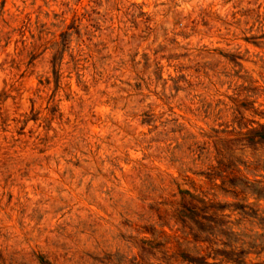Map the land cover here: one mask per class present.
I'll list each match as a JSON object with an SVG mask.
<instances>
[{"label": "rangeland", "instance_id": "obj_1", "mask_svg": "<svg viewBox=\"0 0 264 264\" xmlns=\"http://www.w3.org/2000/svg\"><path fill=\"white\" fill-rule=\"evenodd\" d=\"M259 123L264 0H0V264L263 263Z\"/></svg>", "mask_w": 264, "mask_h": 264}, {"label": "trees", "instance_id": "obj_2", "mask_svg": "<svg viewBox=\"0 0 264 264\" xmlns=\"http://www.w3.org/2000/svg\"><path fill=\"white\" fill-rule=\"evenodd\" d=\"M246 139L248 140V142L252 143V144H260L263 145L264 144V123H259L257 126L251 128L247 134H246ZM217 150L219 153L221 152V149L219 147H217ZM214 168H218L217 170H215V172L221 176L222 178V183L223 184H227L230 186H233L234 190H236V194L239 193H244L246 194L245 197L248 199L250 195H254L255 198L259 201L264 199V179L262 178H249L246 175H242L239 172V169H237V166L233 164L232 161L229 162H225L222 160H218V164L214 166ZM240 188V189H237ZM258 205V207H254L255 205ZM210 205V204H208ZM207 205V206H208ZM260 205L261 203H253V202H245L243 204H241V206H239L240 208H242L246 213L248 214H255L254 216H258V213L260 211ZM250 208V212L246 209V208ZM210 209V208H209ZM193 213V212H190ZM187 215V213L185 214ZM225 215V213H222V216ZM190 218L194 217V214H188L187 215ZM206 218V227L207 228H211L213 229L214 226L213 224H215L216 220L214 219V215L213 214H208L206 216H204ZM261 222H264V218H260ZM227 223H229V220H225L221 222V225H226ZM210 235H214L215 233H212V230H210ZM223 234H226L227 236H229V232L230 233H234L233 230L228 231H222ZM195 238H198L196 234ZM202 240H207L209 241L211 244H209L208 246H211L213 241L212 239L206 237ZM247 242V240H243V243L245 244ZM223 243L225 244L226 247L224 248H212L211 251H209L207 253V255H200V256H194L191 255L189 252L186 251H181V255L183 256L184 260H187L190 264H245V259L248 255V253L250 252V250H247L244 246L239 245V244H235L233 241L231 240H223ZM248 243L250 244V246H256L259 245L257 243L248 241ZM227 246H229L230 248L227 249ZM214 257V261L210 262L208 261V257L212 254ZM218 255H222V258L220 260H217ZM42 264H52L50 260H46L44 258H42ZM260 264H264L260 263Z\"/></svg>", "mask_w": 264, "mask_h": 264}]
</instances>
